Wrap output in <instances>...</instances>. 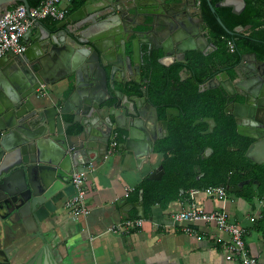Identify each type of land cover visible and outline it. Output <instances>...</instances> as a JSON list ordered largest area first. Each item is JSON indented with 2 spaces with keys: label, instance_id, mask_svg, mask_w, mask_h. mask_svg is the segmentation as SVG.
Instances as JSON below:
<instances>
[{
  "label": "water",
  "instance_id": "1",
  "mask_svg": "<svg viewBox=\"0 0 264 264\" xmlns=\"http://www.w3.org/2000/svg\"><path fill=\"white\" fill-rule=\"evenodd\" d=\"M28 1L0 0V18L21 3L29 8ZM207 1L211 11L230 7L238 14L244 7V0ZM92 2L85 0L54 29L36 20L22 36L25 50L10 51L0 60V73L3 58L11 56L15 65L14 80L2 83L0 76V264L53 263L43 257L50 241L42 223L73 193V171L107 154L112 129L120 130L121 154L136 163L168 134V122L179 109L169 107L166 118L159 119L145 90L141 95L133 91L152 53L161 54L159 63L168 56L185 63L186 52L213 46L197 0H105L98 15L88 11ZM53 70L60 73L56 101L39 100L36 91L54 83ZM233 71V79L222 72L210 82L216 80L232 98L225 111L234 118L237 133L252 139L246 157L263 163L264 60L244 53ZM210 152L207 148L204 156ZM163 173L160 165L148 179ZM249 182L224 186L235 193ZM135 207L144 217L142 203Z\"/></svg>",
  "mask_w": 264,
  "mask_h": 264
},
{
  "label": "crops",
  "instance_id": "2",
  "mask_svg": "<svg viewBox=\"0 0 264 264\" xmlns=\"http://www.w3.org/2000/svg\"><path fill=\"white\" fill-rule=\"evenodd\" d=\"M230 1L240 4L239 0ZM186 2L183 3L187 5ZM188 3H191L190 0ZM104 4L105 0H94L88 11L96 12L95 15L103 13L104 10L97 11V8ZM63 5L68 9L67 15L76 10H72L71 0L68 5L65 3ZM184 7L182 4V8ZM41 21L49 29H54L59 22L49 19ZM35 32L36 28L33 27L31 34ZM238 32L248 34L250 26L247 25ZM255 56L257 60H264V56L259 57L257 54ZM247 60L254 63L250 56ZM161 61L164 64L169 63L165 58ZM3 62L5 65L4 72L0 73L3 79L1 82L9 83L15 79V65L11 56L3 58ZM163 63L160 64L164 65ZM59 75L60 73L53 70L50 79L54 83L41 89V93L36 91L39 100L56 101V95L61 89ZM235 77L234 74L233 78ZM116 89L124 90L121 85H116ZM71 117L69 114L63 115L67 121H71ZM158 118L160 119V114ZM114 131L118 132L117 146L110 149L108 143L106 155L84 164L85 168L92 164L84 183L86 191L84 206L90 210L89 214L72 217L63 205L64 199L57 212L42 223L50 241L49 247L44 249L43 257L48 261L51 259L52 264H241L236 256L228 258L224 248L213 241L218 236L228 239V235L218 230L214 224L203 222L182 224L172 221V213L189 207L190 189L184 191L182 196L178 195L169 200L162 196L160 201L145 205L143 190L138 189V186L162 165L163 153L155 150L159 138L155 140L152 151L136 163L132 156L126 158L121 154L120 130L114 128L111 134ZM195 201L208 211L224 208L229 216L245 229L246 245L256 257L257 264H264V229L259 223L264 211L261 205L263 199L253 197L246 200L228 191L224 201L203 193L197 194ZM139 203H142L144 217L138 216L135 205ZM250 215L255 216L254 220L249 219ZM137 218L143 219L139 227L122 230L118 234L106 231L118 222ZM12 238L8 237L6 242L12 244L14 242ZM40 260L37 264H40Z\"/></svg>",
  "mask_w": 264,
  "mask_h": 264
},
{
  "label": "trees",
  "instance_id": "3",
  "mask_svg": "<svg viewBox=\"0 0 264 264\" xmlns=\"http://www.w3.org/2000/svg\"><path fill=\"white\" fill-rule=\"evenodd\" d=\"M42 0H29L30 7L38 6ZM212 5L220 0H209ZM200 9L208 28V41L214 49L208 54L197 51L186 53V66L191 77L183 81L177 91L170 92L172 99L179 101L177 106L185 115L175 117L167 137L158 139L155 150L163 153L164 174L159 180L145 178L138 189L143 190L145 205L183 195L191 188H203L209 185H236L250 179L236 195L251 200L258 197L264 200V163L249 160L245 153L252 139L239 135L232 117L224 113L225 99L219 93L212 101L205 100L199 85L215 72L227 70L234 76L233 68L245 52H254L264 56V0H244L240 13H233L230 7H215L211 11L207 0H199ZM83 0H71L73 9L82 5ZM217 17L220 18L222 26ZM250 26V32H232L235 27ZM231 43V46L229 45ZM182 63L168 67L152 58L144 67V75L151 87V97H157L154 103L161 105L166 98L164 89L169 86V78L179 81L178 71ZM164 106V105H163ZM164 107L160 116L164 117ZM203 115L214 117L216 126L209 133L201 132L206 125L193 124ZM173 120V119H172ZM211 148L205 157L203 152ZM232 147L230 150L229 148ZM202 174V175H201ZM255 181V182H254ZM264 229V211L259 221ZM264 231V230H263Z\"/></svg>",
  "mask_w": 264,
  "mask_h": 264
},
{
  "label": "built area",
  "instance_id": "4",
  "mask_svg": "<svg viewBox=\"0 0 264 264\" xmlns=\"http://www.w3.org/2000/svg\"><path fill=\"white\" fill-rule=\"evenodd\" d=\"M70 0H42L38 6L26 8L22 3L12 10L5 13L0 18V60L8 52L21 53L25 50L26 45L22 40L23 34L31 27L36 20L49 19L60 21L68 13V9L63 5H68ZM230 47L231 43L229 42ZM38 92H42L41 89ZM39 95V94H38ZM117 132L111 134L109 147L114 149L117 146ZM92 165V164H91ZM91 165L84 170H75L71 176L73 193L65 200L64 207L72 217L88 215L90 210L84 206L85 179L87 171ZM203 193L209 197L224 201L227 191L222 185H209L203 188H192L189 191V207L172 213L171 218L174 223H195L203 222L214 224L216 228L228 235V239L218 236L213 239L215 243L220 244L226 251L228 258L237 257L241 264H257L256 257L248 249L244 234L245 229L233 220L224 208L212 211L205 210L196 203L197 194ZM264 207V201H261ZM260 216V215H259ZM255 216L250 215L249 219L254 220ZM143 219H128L118 222L106 231L120 233L122 230L139 227ZM199 238V237H198Z\"/></svg>",
  "mask_w": 264,
  "mask_h": 264
},
{
  "label": "flooded vegetation",
  "instance_id": "5",
  "mask_svg": "<svg viewBox=\"0 0 264 264\" xmlns=\"http://www.w3.org/2000/svg\"><path fill=\"white\" fill-rule=\"evenodd\" d=\"M190 2H191V0H190ZM197 7H199V13L202 15L201 9H200V2H199V0H198ZM213 49H214V46H211L208 50H205L204 52L203 51L202 52L197 51V52H200V53L206 55V54L210 53ZM186 53H185V57H184L185 60H186ZM152 54L153 55L151 56L150 60L152 58H154V57L156 58V60H158V58L161 57V54H158L157 55L155 52H153ZM146 56H147V54H146ZM165 59H167V62H169V63L164 64V66H166V67H168V66H170V65H172L174 63H178V61H176L173 56H168ZM186 62H187V60H186ZM186 62L185 63L179 62V63L184 64V66L181 67V68H179V71H178L179 81L176 82L172 78H169L168 79L169 86H168L167 90H166V88L164 89V93H165V96L164 97L166 99L164 101H162L163 103L161 105H157V104L154 103V100L155 101L157 100V97L156 96L153 97V98L150 96L152 90L150 91V88L151 87L147 83V78L144 75V70L143 69L141 70V73H142L141 74V82L140 83H134V86H133L134 89H133V91L136 92L137 94L141 95L142 94V90H145V95L148 96V99L152 102L153 105L157 106V115H158V117H159L160 112L162 111V107H164L163 109H164V117L165 118H166V114L165 113H166V109L167 108H169V107H176V108H178L177 106L179 105V101H176V100L172 99V97H170V95H169L168 92H170L172 94V92L177 91L178 88L181 86L182 82L183 81H187L191 77V72L188 70V68L186 66ZM222 72H226L231 78L234 77V76H231L230 73L227 70L226 71L225 70H222V71L215 72L211 77H209L208 80H206L205 82H203V83H201L199 85V91H201V92L204 93L205 96L203 98L205 100H208V101H212L213 98H214V96H215V94H217V93L220 92V94H222L223 95V98L225 99L224 100L225 101V105H224V110L223 111H224V113L227 116L232 117L230 114H228L227 111H225V107H226L227 103H231L232 102V98L230 97V98L227 99V97L225 96V91L223 90V88L221 87V85L218 82H216V80H215V82H210V80L215 79V76L218 75V74H220V73H222ZM178 109H179V114L174 115L172 117L173 120L171 119L168 122V127H167L168 134H169V128L172 125V123L174 122L175 117L180 118L182 116V114L184 113V111L182 109L181 110H180V108H178ZM183 115H185V113ZM164 117H161L160 116V119H165ZM211 118H212L211 116L203 115L202 117L196 118L193 121V124L195 125L197 123H200V124L206 125L205 127H202L200 130L203 133H209V132L213 131L214 127L216 126V121H214L215 120L214 117H213V122L210 120ZM202 119H204V120H202ZM233 120H234V118H233ZM235 129H236V127H235ZM236 131H237V129H236ZM168 134L166 136H164V137H167ZM164 137H162V138H164ZM206 149L203 152V156H204V153H205ZM229 149L231 150L232 147H230ZM210 153H208L205 157H207Z\"/></svg>",
  "mask_w": 264,
  "mask_h": 264
},
{
  "label": "bare ground",
  "instance_id": "6",
  "mask_svg": "<svg viewBox=\"0 0 264 264\" xmlns=\"http://www.w3.org/2000/svg\"><path fill=\"white\" fill-rule=\"evenodd\" d=\"M117 135H118V132H117ZM222 186H224V185H222ZM225 187V186H224ZM225 189H226V187H225ZM226 191H227V193H228V190L226 189ZM227 212V211H226ZM228 213V212H227ZM229 214V213H228ZM196 223V222H195Z\"/></svg>",
  "mask_w": 264,
  "mask_h": 264
}]
</instances>
